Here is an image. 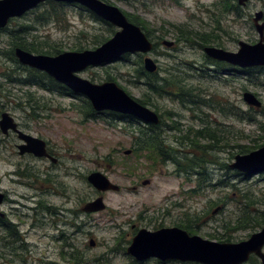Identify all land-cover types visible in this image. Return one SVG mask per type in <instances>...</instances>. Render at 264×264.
Here are the masks:
<instances>
[{
    "label": "rangeland",
    "instance_id": "374dc122",
    "mask_svg": "<svg viewBox=\"0 0 264 264\" xmlns=\"http://www.w3.org/2000/svg\"><path fill=\"white\" fill-rule=\"evenodd\" d=\"M224 2L106 0L123 13L146 21L151 32L148 37L157 43L149 53L157 63V75L166 77L174 72L182 76L185 82H181L193 88L195 105L185 107L171 96L149 92L145 80L135 71L143 65L139 53L77 72L95 83L110 80L109 74L130 96L158 112L165 123L159 131L160 139L169 145L163 149L176 163L186 164L193 157L207 159L202 166L188 169H180L172 161L161 163L153 153L147 157V153L133 150L140 131L147 129L146 123L129 116H110L108 111L87 116L86 98L81 94L60 95L38 85L16 82L28 76L29 67L9 58L15 34L12 30L27 27V33L20 36L48 50L41 54L55 55L92 49L101 44L100 39L111 37L116 26L79 4L47 0L10 19L0 30V114L8 112L20 129L44 139L59 154L56 166L21 156L14 145L19 142L16 135L5 137L0 131V190L10 197L0 210L12 223L14 234L5 236L0 227V264H70L61 255L62 250H68L67 244L78 247L87 264H96V258L99 264H202L177 260L160 263L154 257L140 262L126 248L139 228L155 230L189 224L195 230L191 234L228 242L247 239L261 228L253 222L264 212V171L248 175L229 164L240 153L238 146L256 144L258 148L264 144L260 127L264 126V114L242 99V93L250 91L264 109V66L249 67L252 69L247 71L224 64L221 70L209 62L195 40L176 39L175 27L182 25L213 33L218 47L227 50H237L239 40L256 42L258 32L252 17L255 11L264 13L263 1L249 0L237 13L223 6ZM163 40H172L174 45L167 47ZM49 78L43 81L49 83ZM204 130L214 133L211 141L197 137ZM126 149L132 150L125 154ZM27 165L37 169L35 173L30 169L33 177L10 173L17 168L25 171ZM92 171L106 174L120 189L98 192L86 179ZM19 179L33 185L26 186ZM144 179L149 183L143 185ZM37 190L43 193L32 195ZM98 195L103 196L106 208L92 213L82 211L83 204ZM37 200L42 201V207L31 209ZM227 237L229 240H225ZM90 239L94 240L92 246ZM244 264L259 261L252 257Z\"/></svg>",
    "mask_w": 264,
    "mask_h": 264
},
{
    "label": "water",
    "instance_id": "95a60500",
    "mask_svg": "<svg viewBox=\"0 0 264 264\" xmlns=\"http://www.w3.org/2000/svg\"><path fill=\"white\" fill-rule=\"evenodd\" d=\"M47 0H0V28L5 27L9 20L25 14L40 3ZM55 2L75 3L90 10L93 14L118 29L111 37L92 49L67 50L55 55L35 54L21 47H14L13 54L17 61L28 67L45 72L55 81L63 84L72 92L83 95L96 112L112 111L128 115L144 123L158 121L153 109L140 103L130 96L115 81L106 80L100 83L92 82L78 76L77 72L87 67L107 64L121 58L125 54L140 53L143 55V68L155 72L156 61L149 55L153 49V41L142 28L128 20L127 16L116 6L102 0H52ZM239 6L249 0H235ZM263 11H255L252 23L258 32V40L248 43L238 41L235 51L214 45L203 46L205 55L214 60L240 68L264 66V22ZM167 47L174 45L172 40H163ZM243 101L249 106L259 109L260 99L250 91L242 93ZM0 130L17 133L23 141L18 145L19 153L26 151L35 155H47L45 141L39 137L23 132L17 122L8 112L0 114ZM129 150L125 151L128 153ZM229 166L244 174L253 175L264 171V144L247 153L235 154L234 161ZM87 181L98 191H118L119 185L112 182L106 174L92 171L86 176ZM144 180L143 184H147ZM4 194L0 192V202ZM106 208L103 196L98 195L81 207L86 213L102 211ZM94 245V240H89ZM126 252L136 260L142 261L155 257L161 261L178 260L182 262H198L202 264H242L250 254L256 255L264 264V226L253 232L247 239L238 242L216 241L190 234L178 226L161 227L156 230L140 228L132 237Z\"/></svg>",
    "mask_w": 264,
    "mask_h": 264
},
{
    "label": "trees",
    "instance_id": "16d2710c",
    "mask_svg": "<svg viewBox=\"0 0 264 264\" xmlns=\"http://www.w3.org/2000/svg\"><path fill=\"white\" fill-rule=\"evenodd\" d=\"M106 2V0H103ZM225 1V0H224ZM227 2H224V5L226 8L229 7V9L231 10V12H238L239 8L241 6H239L235 0H226ZM235 1V2H234ZM264 3V0H262ZM226 3V4H225ZM53 9H55V7L53 5H51ZM124 14L127 16L128 20L134 22L135 24L140 25V27L145 30L147 33H145L147 36H149V33L151 34V32H149V30L147 29L148 27L146 26V21H144L143 19H141L139 16H133L129 13L124 12ZM6 27V26H5ZM0 28V30L4 29ZM177 35H176V39L177 40H181L183 42H189V41H194L200 45L201 47L206 46V45H217L218 46V41L216 40V37L213 35V33H202L200 31H195L192 29H185L184 26L179 25L175 27ZM15 33V34H14ZM27 33V27L25 26H20V28L18 30H12L11 34H14L13 39L11 41V48L8 51L9 54V58L14 61V62H18L17 59L15 58L14 54H13V49L14 47L18 46L21 47L23 49H26L28 51L34 52V53H44V52H48V50H43L42 45L39 43H35L34 40L31 42H28L26 40V38L24 36H20L21 34L25 35ZM105 39L107 40V38H103L100 39L99 41H101L100 43L104 42ZM99 43V42H98ZM157 45V43H154L153 48ZM82 47H78V49H81ZM95 48V47H94ZM60 50H55V52H58ZM125 55H123V57H125ZM209 58V57H208ZM210 61L212 62V64L217 65L221 68L219 69H223L224 62H220L217 60H214L212 58H209ZM27 67V66H26ZM255 67V66H254ZM253 67V68H254ZM239 69V68H237ZM252 68L248 69L246 68L247 71H250ZM241 70V69H239ZM136 73H137V77H139L140 79H144L145 80V84L147 85V88L149 90V92H155L158 96H171L175 99H178L180 102L183 103H187V104H192L195 105L197 104V98L195 96L192 95V87H190L188 84L182 83L181 81L185 82V80L183 79L182 76L175 74L174 72H170L168 73V75H166V77H159L157 75V72H152L149 73L147 72L144 68L143 65H140L138 68H136ZM46 75L44 72H38L35 70H32V68H28V76L25 79H20L17 78L15 79L16 82L19 81L22 84L25 85H38L44 89H48L51 90L52 92H56L60 95H74L75 93L72 92L69 88H67L66 86H64L63 84L55 81L53 78H49V83H46L43 81V78H45ZM107 79L110 80H114V77L110 76L108 74ZM11 81V79H10ZM85 115L87 116H96V114L98 112H96L92 107L90 102L85 99ZM142 104H146L145 102L139 101ZM148 103V101H147ZM253 108V107H252ZM256 110H261V113L264 114V109L262 107H260L259 109ZM254 111V110H253ZM108 114L110 116H115V117H124L127 115H123L120 113H116V112H112V111H108ZM131 117V116H129ZM133 118V117H132ZM253 118H248V120H252ZM146 125H148L146 123ZM262 130H264V126H260ZM206 132L203 133H198L197 137H203V138H207L208 140H212L214 133L211 131H207L204 130ZM154 135H151L149 129L147 128L146 131L141 130L140 131V136L138 137V140L136 139L135 142L137 141L139 146H138V150L143 153H147V157H150V153H153L156 155V159L159 160H163L165 159V155H168L166 153V151L163 149L164 147L162 146L161 143H158L154 138ZM258 145L254 144L253 146L250 145H242V146H238L240 149L238 152L240 153H245L250 149L256 148ZM207 162V159H201V160H196L195 157L193 158H189L186 160V164H183L185 166V168H192V167H197V165L201 166ZM180 164V162H178ZM180 168H182V166H179ZM254 225L253 226H264V212L262 211L261 214H259L258 216H256L254 218ZM182 228L186 229L189 233H195V230H193L192 226H190L189 224H183V225H179ZM225 240H229V238L227 237ZM68 250H62L61 251V255L62 257L68 261V263L70 264H87L88 260L85 259V255L83 254V252L78 249V247H76L73 244H67L66 245ZM97 260V261H96ZM94 261H96V264H99L98 259H94Z\"/></svg>",
    "mask_w": 264,
    "mask_h": 264
},
{
    "label": "flooded vegetation",
    "instance_id": "af4514ba",
    "mask_svg": "<svg viewBox=\"0 0 264 264\" xmlns=\"http://www.w3.org/2000/svg\"><path fill=\"white\" fill-rule=\"evenodd\" d=\"M103 1V0H102ZM105 2V1H104ZM32 10V9H31ZM30 11V10H29ZM28 12V11H27ZM140 54V53H139ZM157 71V70H156ZM178 100V99H177ZM179 101V100H178ZM199 102H201V101H199ZM182 104L181 105H183V106H185L186 107V105H189V104H187V103H183V102H181ZM99 113V112H98ZM157 113V117H158V121L157 122H155V123H148V126H147V128L149 129V131H150V133H151V135H154L153 136V138L158 142V143H161L162 144V146L165 148V147H169V145L168 144H164L163 142V140L162 139H160V130H162L163 128H164V126H165V123H164V120H163V118H162V116L158 113V112H156ZM128 116V115H127ZM139 120V119H138ZM141 121V120H140ZM19 127V126H18ZM22 130V129H21ZM1 131V130H0ZM23 131V130H22ZM23 132H25V131H23ZM2 133V132H1ZM25 133H27V132H25ZM5 137H8L9 135H11V134H14V135H16V137H17V139L19 140V142L18 143H15L14 145L16 146V148H17V153L19 154V155H21V156H27V157H32V158H34V159H37V160H44V161H49L50 163H52V165L53 166H56V165H58V162H59V154H58V152H55V149L54 148H51V146H50V144L47 142V141H45L44 139V141H45V149H46V152H47V155H42V156H38V155H35L33 152H28V151H26V152H24V153H19V149H18V145H20V144H22L23 143V141L18 137V135H17V133H15L14 131H12V130H9L7 133H2ZM27 134H30V133H27ZM30 135H32V134H30ZM34 136V135H33ZM36 137H38V136H36ZM40 138V137H39ZM42 139V138H41ZM137 140H138V137L136 138ZM138 146H139V144H138V142L136 141V142H133V150H138ZM127 150H129V152L128 153H130L131 152V150L132 149H126L125 151H127ZM128 153H125V154H128ZM165 155V159H163V160H159L161 163H165V162H168V161H172V162H175L169 155H166V154H164ZM176 163V162H175ZM178 166H182V168H180V169H183V167H185L183 164H179V163H176ZM27 168H29V169H25V171H23V170H20L19 168H17L16 170H14L13 172H10V173H12V174H15V175H19V176H25V175H20L21 173H23V174H26V175H30V176H32V174H31V172H30V169L33 171V173H35V170H37V169H35V168H33L31 165H27L26 166ZM27 170V171H26ZM30 172V174H28L29 172ZM45 171H46V173L47 174H50V170L47 168V169H45ZM53 174H55V172H53ZM35 175V174H34ZM33 177V176H32ZM23 178V177H22ZM13 180L15 181V179L13 178ZM144 180H148V183H149V179H144ZM144 180H142V184H143V181ZM24 181V184L26 183V186H32L33 184L31 183V181H29V180H23ZM23 181H21L20 179L18 180V182L19 183H22L23 184ZM27 181H29L28 183H27ZM34 182V181H33ZM143 185H145V184H143ZM120 189V188H119ZM0 192L1 193H3L1 190H0ZM42 194L43 192H40L39 190H37L36 192H34L32 195H35V196H39V194ZM4 194V196H3V199H2V201L0 202V206L3 204V202L4 203H8V202H10V197L8 198L7 197V195H5V194H7V193H3ZM24 197H26V196H24ZM16 200H12L11 202H15ZM35 207H33V208H31V209H34V210H37V209H39V208H41L42 207V201L41 200H37L36 202H35ZM178 227H180V228H182L181 226H179V225H177ZM0 227H2L3 228V230H5V236H14V234H13V232H12V228H13V225H12V223H10L8 220H7V217H6V214L3 212V211H1L0 210ZM161 228V227H160ZM140 229V228H139ZM184 229V228H183ZM149 230V229H148ZM156 230V229H155ZM186 230V229H185ZM138 231V230H137ZM187 231V230H186ZM136 234V233H135ZM191 234V233H190ZM252 257H256L257 259H258V261H259V264H261V261H260V259L256 256V255H254V254H250L249 255V257H248V259H247V261H249ZM134 258V257H133ZM155 258V257H154ZM135 259V258H134ZM136 260V259H135ZM159 260V259H158ZM138 261V260H137ZM165 261H169V260H165ZM165 261H161V260H159V262L160 263H163V262H165ZM178 261V260H177ZM246 261V262H247ZM141 262V261H140ZM180 262H182V261H180ZM245 263V262H244ZM244 263H242V264H244Z\"/></svg>",
    "mask_w": 264,
    "mask_h": 264
},
{
    "label": "bare ground",
    "instance_id": "6f19581e",
    "mask_svg": "<svg viewBox=\"0 0 264 264\" xmlns=\"http://www.w3.org/2000/svg\"><path fill=\"white\" fill-rule=\"evenodd\" d=\"M140 26V25H139ZM143 30V29H142ZM22 65V64H21ZM24 66H26V65H24ZM28 67V66H27ZM29 68H31V67H29ZM155 111V110H154ZM155 113H156V111H155ZM157 114V113H156Z\"/></svg>",
    "mask_w": 264,
    "mask_h": 264
}]
</instances>
